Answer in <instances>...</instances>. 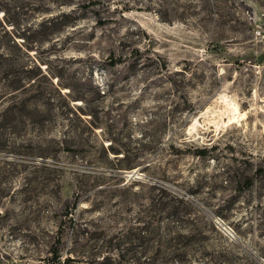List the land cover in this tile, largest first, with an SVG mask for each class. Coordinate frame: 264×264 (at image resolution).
Instances as JSON below:
<instances>
[{
	"label": "rangeland",
	"instance_id": "obj_1",
	"mask_svg": "<svg viewBox=\"0 0 264 264\" xmlns=\"http://www.w3.org/2000/svg\"><path fill=\"white\" fill-rule=\"evenodd\" d=\"M157 248L264 264V0H0V264Z\"/></svg>",
	"mask_w": 264,
	"mask_h": 264
},
{
	"label": "trees",
	"instance_id": "obj_2",
	"mask_svg": "<svg viewBox=\"0 0 264 264\" xmlns=\"http://www.w3.org/2000/svg\"><path fill=\"white\" fill-rule=\"evenodd\" d=\"M16 89H19V87H17ZM108 150L110 152H112V153H116L117 152V150H114V148H111V147H109ZM199 153L202 154V155H206L208 153V150L205 148V149L200 150ZM125 158H127V155H124L123 160H125ZM132 163H134V160H130V163L128 164L127 167L131 168ZM173 199L178 202V205H174V204L170 205L169 203H167V204L164 203V204H162L163 208H161V209L156 208V207L153 208L154 209V214L156 212V209H158L159 211L166 212V214L168 216L171 215V216H176L178 218H182L186 214H191L192 204H190L189 202H186V201H184L182 199L178 200V198H176L174 196H173ZM156 231L159 232V229L157 227H155V226H152L151 224H150V226L145 228V233L150 234L151 236L155 235ZM142 232H144V231L140 227H137L136 231H133L134 238H144L145 236H142ZM180 236L182 238H186L185 234L184 235L181 234ZM147 239L150 240V238H147ZM176 243H178V242H176ZM168 246H169L168 247L169 250H167V251L170 252L169 255L171 257L172 256L176 257V255L179 256L181 254L185 255L187 253L186 248H185L186 246H182L184 248H181V246L179 247L177 244H173L172 243V239L168 241ZM152 248H153V246H152ZM162 251H164V249L163 250H161L159 248L154 249L152 251L151 256H150L149 264H158L157 261H158L159 255L162 254ZM102 263L103 264H114L113 262H111V258L110 257H104ZM204 264H208V261H206Z\"/></svg>",
	"mask_w": 264,
	"mask_h": 264
}]
</instances>
